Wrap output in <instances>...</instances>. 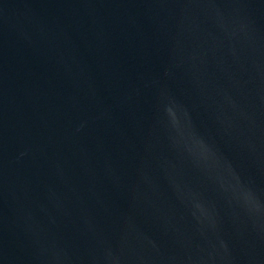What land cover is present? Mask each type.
<instances>
[{"label":"water","instance_id":"1","mask_svg":"<svg viewBox=\"0 0 264 264\" xmlns=\"http://www.w3.org/2000/svg\"><path fill=\"white\" fill-rule=\"evenodd\" d=\"M0 264H264V0H0Z\"/></svg>","mask_w":264,"mask_h":264}]
</instances>
